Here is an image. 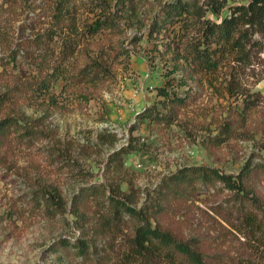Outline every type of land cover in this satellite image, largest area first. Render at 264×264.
Returning <instances> with one entry per match:
<instances>
[{
	"label": "rangeland",
	"instance_id": "374dc122",
	"mask_svg": "<svg viewBox=\"0 0 264 264\" xmlns=\"http://www.w3.org/2000/svg\"><path fill=\"white\" fill-rule=\"evenodd\" d=\"M177 1L0 5V92L20 91L0 118L34 130L0 150V264H122L137 220L113 214L114 200L193 241L212 264H264V38L252 36L246 57L220 56L216 70L188 78L196 67L184 45L199 40L201 22L248 0H182L204 15L168 20ZM97 18L110 24L88 37ZM68 43L73 53L60 62ZM57 61L64 76L47 94L34 90ZM90 63L97 80L71 78ZM197 165L256 171L248 193L198 186L189 201L174 198L169 178ZM65 241L87 243L88 253ZM151 260L136 264H167Z\"/></svg>",
	"mask_w": 264,
	"mask_h": 264
},
{
	"label": "trees",
	"instance_id": "16d2710c",
	"mask_svg": "<svg viewBox=\"0 0 264 264\" xmlns=\"http://www.w3.org/2000/svg\"><path fill=\"white\" fill-rule=\"evenodd\" d=\"M4 4L7 8H15L17 0H1L0 5ZM192 6H194L193 3L182 0L174 2L169 5L166 18L169 20L174 15L182 17L184 14H197L199 17L204 15L201 6L196 4L195 8ZM213 11L218 13L219 10L214 8ZM109 24L108 20L97 18L87 24L84 30L88 37H91ZM255 34H259L264 38V0H248L247 3L232 6L229 14L221 17L220 21L203 20L199 40L190 41L184 45L187 57L196 67L187 70V77L192 78L197 73H209L216 70L220 62V56L236 54L246 57L248 55L246 48L248 45H254L255 40L252 36ZM70 46V43L64 45L62 49L64 57L59 60L60 62L65 61L64 58L68 59L73 53ZM0 63L5 64L1 56ZM59 67H61V64L57 61L55 66L51 68L52 72L44 74L37 82L34 90L47 94L50 85L57 81L59 77L64 76ZM94 69V63H90L87 67L79 69L75 77L71 76V78L79 77L85 82H93L97 80L98 75L97 72H94ZM158 91L161 95L169 97V94L163 88H159ZM18 92L20 91L17 86L0 92V110L14 102ZM172 99L181 101L178 96H174ZM33 135V128L21 122L18 118L10 115L0 118V150L26 142L28 137L32 138ZM254 169V167L246 165L240 173L233 177L231 174L224 173L211 166H185L169 178L171 184L168 185V189L174 195V198H180L183 202L190 200V195L198 190V186H205L206 188L222 186L231 191L238 192L242 190L248 193L253 180L251 177H254L256 171ZM256 169L264 172L263 165ZM112 206L114 208L113 214L121 211L124 215L127 214L137 220L128 248L122 253V264H136L150 257L152 260L158 259L167 264H212L207 256L195 247L193 241L178 240L170 232L153 227L148 216L144 217L143 211H137L119 203L117 200L113 201ZM247 220L251 226L254 223L260 225L262 222V219L256 221L252 216H248ZM70 243V241H65L59 245L60 247L75 248L80 256L88 253L89 245L87 243L82 241Z\"/></svg>",
	"mask_w": 264,
	"mask_h": 264
}]
</instances>
